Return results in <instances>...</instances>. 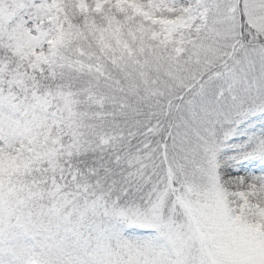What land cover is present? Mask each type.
<instances>
[{"label":"snow or ice","instance_id":"6c2138e0","mask_svg":"<svg viewBox=\"0 0 264 264\" xmlns=\"http://www.w3.org/2000/svg\"><path fill=\"white\" fill-rule=\"evenodd\" d=\"M0 264H264V0H0Z\"/></svg>","mask_w":264,"mask_h":264}]
</instances>
